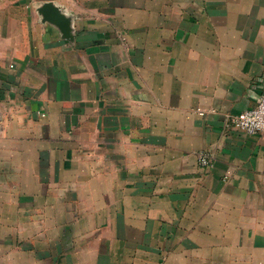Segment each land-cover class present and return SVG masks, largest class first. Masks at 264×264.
<instances>
[{"label": "crops", "instance_id": "obj_1", "mask_svg": "<svg viewBox=\"0 0 264 264\" xmlns=\"http://www.w3.org/2000/svg\"><path fill=\"white\" fill-rule=\"evenodd\" d=\"M263 92L264 0H0V264H264Z\"/></svg>", "mask_w": 264, "mask_h": 264}, {"label": "built area", "instance_id": "obj_2", "mask_svg": "<svg viewBox=\"0 0 264 264\" xmlns=\"http://www.w3.org/2000/svg\"><path fill=\"white\" fill-rule=\"evenodd\" d=\"M230 121L233 127L247 134L264 133V92L259 95L255 106L233 115ZM199 161L201 165L208 166L212 162L211 155L201 151Z\"/></svg>", "mask_w": 264, "mask_h": 264}, {"label": "water", "instance_id": "obj_3", "mask_svg": "<svg viewBox=\"0 0 264 264\" xmlns=\"http://www.w3.org/2000/svg\"><path fill=\"white\" fill-rule=\"evenodd\" d=\"M41 7L44 19L54 23L61 30L64 38L74 40L72 18L63 13L61 8L53 2H45Z\"/></svg>", "mask_w": 264, "mask_h": 264}]
</instances>
